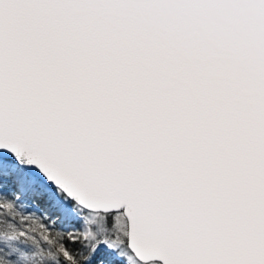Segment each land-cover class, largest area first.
<instances>
[{"label":"snow or ice","instance_id":"6c2138e0","mask_svg":"<svg viewBox=\"0 0 264 264\" xmlns=\"http://www.w3.org/2000/svg\"><path fill=\"white\" fill-rule=\"evenodd\" d=\"M0 264H264V0H0Z\"/></svg>","mask_w":264,"mask_h":264}]
</instances>
